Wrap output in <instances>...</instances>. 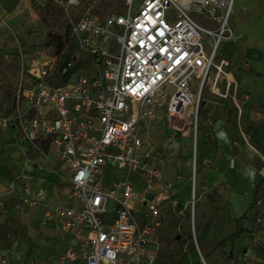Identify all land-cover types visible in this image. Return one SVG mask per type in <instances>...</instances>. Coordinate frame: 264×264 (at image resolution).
Segmentation results:
<instances>
[{
  "label": "built area",
  "instance_id": "obj_1",
  "mask_svg": "<svg viewBox=\"0 0 264 264\" xmlns=\"http://www.w3.org/2000/svg\"><path fill=\"white\" fill-rule=\"evenodd\" d=\"M119 1L116 13L87 12L71 23L69 37L87 58L75 53L60 63L62 77L85 64L73 81L51 82L56 56L17 51L19 73L10 101L0 103V128L57 167L74 203L45 205L42 224L54 222L66 244L55 259L3 248L0 264H153L160 208L175 210L177 201L162 182L167 157L156 153L150 127L190 104L197 112L205 88L240 109L231 65L217 59L219 44L235 38L234 0ZM0 29L10 31L2 20ZM260 163L264 170V157ZM109 166L121 177L107 186ZM194 179L193 167V187ZM45 195L26 188L21 204H43ZM241 248L242 260L225 264H249L252 253L264 252V187Z\"/></svg>",
  "mask_w": 264,
  "mask_h": 264
},
{
  "label": "rangeland",
  "instance_id": "obj_2",
  "mask_svg": "<svg viewBox=\"0 0 264 264\" xmlns=\"http://www.w3.org/2000/svg\"><path fill=\"white\" fill-rule=\"evenodd\" d=\"M13 2L7 0L4 5L10 6ZM119 5V0H76L73 3L71 0H19L8 15L0 13V20L10 29L3 33L5 39L1 50H8L11 55L18 50L28 54L40 51L54 58L56 55L52 48L45 46L49 34L68 37L69 41L62 53L56 56L50 75L52 83H64L66 76L62 79L58 73L60 63L72 58L75 53L79 54L83 62L87 59L78 52L69 37L71 23L87 12L103 18L116 13L120 9ZM222 46H218V51ZM220 58L217 55V59ZM84 65H78L77 71L70 74L68 82L74 80L77 73H81ZM18 73L14 58L1 61L0 103L5 101L3 99L6 96L12 95ZM83 73L87 74L85 71ZM219 86L221 89V84ZM221 102L217 94L205 88L200 94L197 112L194 104H190L178 114L150 127L149 136L156 146V153L167 157L162 164V182L177 201L175 210L161 207L159 211L160 226L153 247L158 255V264H186L189 260L200 262L197 247L206 264H224L234 258L232 251H236L239 238L228 237L235 233L239 221L247 219L252 204L247 199L248 193L264 177L260 163V157H264V129L261 128L264 126L249 122L243 124L238 114L234 119L233 114L228 115L230 119L226 121L225 127L229 130V142L235 146V152L231 156L222 153L217 162H211L210 157V164H203L205 157L202 155L199 160L197 149L205 145L209 147V140L205 139L207 133L203 132L206 127L204 114L207 110L214 114H226L229 106L221 107L218 105ZM197 128L200 129L197 131ZM11 139L9 131L0 128V169L10 179L7 189L0 193V249H11L13 253L27 255L38 262L53 259L66 247L64 241L60 242L61 232L54 231L50 222L42 224L44 206L23 205L20 198L26 188H32L46 193L44 205L48 206L52 200L57 203L55 198H60L67 206H71L74 202L70 184L43 155L29 148H19ZM245 145L256 153L255 158L259 164L244 156L242 149ZM194 150L196 164L193 159ZM218 150L216 147V152ZM206 152L202 151L204 154ZM224 158L230 161L222 164ZM53 162L57 165L59 161ZM38 177L43 181L37 183ZM119 178L120 174L115 169L107 168L103 184L112 185ZM49 185L51 188L48 189ZM243 214L244 217L238 220ZM240 253L238 261L244 257L241 250ZM251 255L260 260L252 258L244 263L264 264V252ZM125 259L124 254L120 255V261Z\"/></svg>",
  "mask_w": 264,
  "mask_h": 264
},
{
  "label": "crops",
  "instance_id": "obj_3",
  "mask_svg": "<svg viewBox=\"0 0 264 264\" xmlns=\"http://www.w3.org/2000/svg\"><path fill=\"white\" fill-rule=\"evenodd\" d=\"M6 1L7 0H0V13L8 15V12L17 5L19 0H14L13 4L10 6L4 5ZM232 22L234 25L235 38L230 41L221 42L219 45L223 46L221 47L220 51H218V47L217 55L221 57L220 59L228 61L231 65L229 66V69L231 70L236 82V96L239 100L240 109L237 111L230 99L220 98L222 102L218 104L219 106H229L226 114H214L208 110L205 112L204 124L206 127L203 128V132L207 133V135H205L207 138L205 139L209 140V147L206 148L205 145L202 150L207 151L206 153H209L210 155L208 154V156L206 153L202 154L205 158L208 157V160L211 157V162L219 161L220 155L222 153L224 156H231L235 152V146L229 142L231 135H229V130L225 127L226 121L230 119L228 118V115L233 114L232 118L234 119L238 114L240 119H242L241 121L243 124L245 122H249L250 124L258 123L261 126H264V0H234ZM3 33L6 32L0 29L1 42L5 39ZM70 76L71 75L65 77V82L69 81L68 79L71 78ZM61 78L63 79V77ZM261 128L264 129V127ZM11 141L14 143L12 139ZM14 144L18 146L16 143ZM18 147L26 148L28 150L27 147ZM216 147L219 148L217 152ZM242 152L244 153V156L251 162H258L255 158L256 153L250 146L245 145L242 149ZM227 159L228 158H224L222 160V164H226L230 161ZM107 168L111 170L115 169L113 166H109ZM41 181H43V179L40 177H38L36 180L37 183H40ZM9 182L10 179L8 176L2 171V169H0V193H3L5 189H7ZM262 187H264V177H261V180L258 183H255L248 193L247 199L248 201H252L250 206L251 212L248 214L246 220L239 221V226L245 229V232L241 233L238 237L239 242L235 246L236 251H232L234 255L233 259H235V261H238L241 255L240 250L243 254L241 240L244 237L246 231L251 227V221L254 215V204L260 194ZM28 189L30 192L34 191L32 188ZM55 200L57 203L52 200L51 204L48 206H67L60 200V198H55ZM41 205L46 209L44 204ZM50 223L53 227L52 229L59 232L55 228V223ZM201 238L204 239L203 235ZM44 239L50 242L48 238L44 237ZM62 241L63 240L60 236V242ZM55 258L56 257L53 259ZM252 258L259 260V258L253 257V255H251L250 259ZM187 263L193 264L194 262L189 260ZM140 264H144L143 259L141 260Z\"/></svg>",
  "mask_w": 264,
  "mask_h": 264
},
{
  "label": "trees",
  "instance_id": "obj_4",
  "mask_svg": "<svg viewBox=\"0 0 264 264\" xmlns=\"http://www.w3.org/2000/svg\"><path fill=\"white\" fill-rule=\"evenodd\" d=\"M69 41V38L68 37H63L61 35H58V34H49L48 36V39L45 43V46L46 47H51L52 48V51L53 53L58 56L62 53L63 49L65 48V46L67 45ZM3 52H6V50H1L0 49V55H2ZM9 53V52H8ZM14 55V56H13ZM9 54L10 58L7 59L6 61H11V58H14V63L17 64V61H16V58H17V51L13 54ZM4 60L2 58V56H0V64H1V61ZM63 84V83H61ZM1 87V86H0ZM10 98H11V95H8L6 96L3 100L9 102L10 101ZM200 128H197V131L199 130ZM203 148L201 147L200 149H197L199 151V160L201 158V156L203 155L202 154V150ZM197 159V157H196ZM195 159V160H196ZM197 161H195V164H196ZM244 217V214L238 219V220H241L242 218ZM245 232V229L241 228L238 224L236 225V231L235 233L231 234L228 238H233V237H239V235L241 233ZM153 264H158L157 262H154ZM193 264H201L199 262V260H197L196 262H194Z\"/></svg>",
  "mask_w": 264,
  "mask_h": 264
},
{
  "label": "water",
  "instance_id": "obj_5",
  "mask_svg": "<svg viewBox=\"0 0 264 264\" xmlns=\"http://www.w3.org/2000/svg\"><path fill=\"white\" fill-rule=\"evenodd\" d=\"M50 187H51V186L49 185V186H48V189H49Z\"/></svg>",
  "mask_w": 264,
  "mask_h": 264
}]
</instances>
